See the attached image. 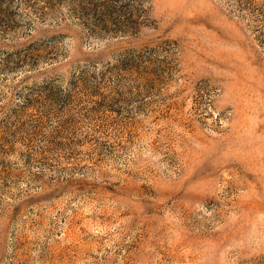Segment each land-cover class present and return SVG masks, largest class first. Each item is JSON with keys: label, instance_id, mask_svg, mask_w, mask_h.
I'll return each instance as SVG.
<instances>
[{"label": "rangeland", "instance_id": "374dc122", "mask_svg": "<svg viewBox=\"0 0 264 264\" xmlns=\"http://www.w3.org/2000/svg\"><path fill=\"white\" fill-rule=\"evenodd\" d=\"M0 264H264V0H0Z\"/></svg>", "mask_w": 264, "mask_h": 264}]
</instances>
